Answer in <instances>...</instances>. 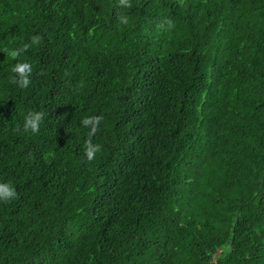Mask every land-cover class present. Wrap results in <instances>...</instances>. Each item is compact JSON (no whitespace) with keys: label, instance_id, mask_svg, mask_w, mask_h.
Listing matches in <instances>:
<instances>
[{"label":"trees","instance_id":"trees-1","mask_svg":"<svg viewBox=\"0 0 264 264\" xmlns=\"http://www.w3.org/2000/svg\"><path fill=\"white\" fill-rule=\"evenodd\" d=\"M129 3L0 0V264H264V0Z\"/></svg>","mask_w":264,"mask_h":264},{"label":"clouds","instance_id":"clouds-1","mask_svg":"<svg viewBox=\"0 0 264 264\" xmlns=\"http://www.w3.org/2000/svg\"><path fill=\"white\" fill-rule=\"evenodd\" d=\"M120 4L125 7H131V4L129 3V0H120ZM122 22H127L126 17H120ZM163 23H166L169 28L175 27L172 20H167ZM41 37L39 36H32L31 37V44H24L22 48H18L16 50L8 51V49H5L6 52H8V55L12 59H16L21 53L27 51L32 44H39L41 42ZM12 71L16 73L17 75L12 78L13 83H17L19 87L21 88H28L31 80L30 75L32 72L31 65L27 62H19L14 65L12 68ZM44 117L43 112H29L28 115L25 117V123H24V130L25 131H31L32 133H38L39 131V125L42 122ZM102 117L99 116H93V117H86L82 120V125L84 127L91 126V131L88 134V139L85 141V155L88 159V161H91L95 158L96 154L101 151V145L99 144H93L91 141V137L96 133L98 130V125L101 121ZM16 131H19V126L15 129ZM16 197L15 189L12 188L9 184H0V199L2 200H9Z\"/></svg>","mask_w":264,"mask_h":264}]
</instances>
